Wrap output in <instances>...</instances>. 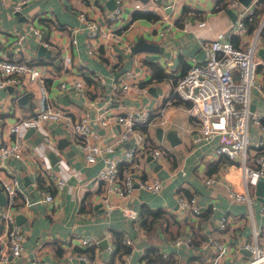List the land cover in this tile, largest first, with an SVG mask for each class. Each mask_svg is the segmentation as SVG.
Masks as SVG:
<instances>
[{
    "label": "crops",
    "instance_id": "crops-1",
    "mask_svg": "<svg viewBox=\"0 0 264 264\" xmlns=\"http://www.w3.org/2000/svg\"><path fill=\"white\" fill-rule=\"evenodd\" d=\"M120 1L127 21L119 20L118 25L107 16L117 0H29L20 10L0 3V56L21 57L43 66V69L51 67L54 71L43 83L40 80L31 81L27 74H22L18 84L0 87V143L11 141V123L30 115L50 100L65 106L76 116L89 111L102 142L119 134L122 126L120 123L100 125L97 119L100 110L109 108L121 112L129 106L152 109V120L141 124L136 134L111 154L120 156L129 145L147 139L154 146L162 145L168 149L165 157L159 159L153 158L146 150L139 151L129 166L136 178L132 191L123 198L113 195L115 207L107 212L102 204L98 205L101 203L102 183L96 174L102 166L101 160L87 164L82 151L65 134L61 122L48 123L47 126L51 128L57 145L60 137H67L68 143L60 148L75 173L69 176L66 186L59 191L39 175L40 159L36 154V144L42 138H36L41 134L35 131L25 135L23 156L0 160L1 175L15 174L19 177L21 190L15 218L25 232V256L13 258L5 264H27V260H33V264H114L116 257L126 251L124 239L127 236L134 240V264H206L215 249L213 243L206 245V241L209 236L216 239L215 236L219 238L220 235H228L232 245L224 264H240L249 256L241 250L244 247L242 243L250 238L254 229L264 233V211L261 210L264 195L257 192L256 185L255 200L249 205L246 201L231 199L225 181L214 187L204 182L207 175H222L227 165L214 151L218 136L210 142L195 144L192 141L194 121L188 112L190 102L178 95L172 96V92L176 77L186 72L190 57H205L203 40L214 38L219 31H225L236 44L246 45L260 28L263 40L258 43V54V49L264 47V11L260 12L254 30H249L247 23L248 35L244 38L231 31L239 8L233 6L236 11L233 16L228 11L232 7L226 4L228 0H177V5L172 8L163 6L171 0ZM253 2L242 4L253 6ZM257 8H264V4ZM135 9L152 11L160 16L155 19L144 16L134 18ZM81 11L104 26L112 25L114 29L125 31L122 42L116 45L119 61L114 66L107 62V58L89 55L87 29L80 18ZM254 18L247 17L245 20L250 22ZM202 19L206 22L201 25L199 21ZM20 32H24L26 37L23 44L15 49L12 41ZM73 37L77 38V42L72 41ZM140 38L157 43L159 48L134 50ZM124 44L130 45V49L124 48ZM41 45L44 46L42 50ZM65 53L72 56L68 67L64 65ZM258 55L264 59L261 54ZM259 68V76L262 77L264 63ZM128 69L133 72L128 73ZM92 73L103 75L106 83L100 85L92 78ZM79 78L84 81L82 90L72 85L69 89H60L62 79L73 83ZM114 78L118 82L137 81L148 85V91L112 96L110 82ZM24 93L27 96H22ZM252 107L264 113V98L257 88L252 96ZM159 127H163L161 138L157 136ZM170 127L178 130L181 140L177 144H173L167 136ZM252 130V139L262 141L264 146V118L263 124L254 126ZM152 176L163 180L159 191L140 185V180ZM41 188L52 191L54 199L37 200L41 196ZM0 190L4 192L1 187ZM178 193L196 194L203 204L204 217L197 218L188 211L177 209ZM4 204L0 203V208ZM122 205L135 209L137 217L125 214ZM144 207L147 209L142 212ZM152 210L159 212L156 220ZM222 215L231 220L225 229L218 225ZM143 217L147 220L144 225ZM108 230L109 237H106ZM88 234L101 237L99 244L80 245L79 239ZM178 235L190 239L177 245L174 239ZM109 244L114 245V251L109 250ZM81 254H87L90 262L82 259Z\"/></svg>",
    "mask_w": 264,
    "mask_h": 264
},
{
    "label": "built area",
    "instance_id": "built-area-1",
    "mask_svg": "<svg viewBox=\"0 0 264 264\" xmlns=\"http://www.w3.org/2000/svg\"><path fill=\"white\" fill-rule=\"evenodd\" d=\"M28 1L0 0V3L10 4L14 10H20ZM152 1L158 2L159 0ZM176 1L171 0L163 6L173 7ZM226 4L239 8V13L231 25V31L245 38L248 35V25L245 19L253 17L256 8L260 5L259 0H254L253 6H245L240 0H228ZM121 13V1L117 0L116 6L108 11L107 16L110 21H114ZM80 18L87 29L89 55L107 58V62L114 66L119 61V50L116 45L122 42V34L125 31L114 29L112 25L104 26L84 11H81ZM205 22L202 19L199 24L202 25ZM36 31L40 36L38 28ZM260 31V28L257 29L246 45L236 44L223 30L219 31L214 38L203 40L205 57L202 59L193 55L190 57L191 61L186 72L176 77L172 92V96L178 95L190 102L188 112L194 121L192 141L195 144L206 143L218 136L214 151L217 155L223 154L230 160L221 172L222 175L218 176L217 173L207 175L204 182L214 187L221 181H225L229 197L233 200L246 201L249 205H252L255 200L251 194V188H254L260 180H264L263 142L253 140L250 133L251 122L262 125L264 118L263 112L252 107L255 88L264 98V73L262 77L259 76V66L264 63V59L257 54L258 43L263 40ZM25 37V33L20 32L13 39L12 46L17 49L23 44ZM72 41L77 42V38L73 37ZM124 48L130 49V45L124 44ZM63 58L64 65L68 67L72 62V56L65 53ZM43 68L21 57L1 55L0 87L13 83L18 84L22 74H27L31 81L40 80L43 83L54 72L51 67ZM235 70L238 72L235 73ZM127 72L132 73L133 70L128 69ZM91 76L98 80L100 85L106 83L101 74L92 73ZM71 85L82 90L84 81L79 78L70 83L62 79L59 83L61 90L69 89ZM110 87L112 96L120 93L148 91V85L139 84L137 81L118 82L116 78L110 82ZM152 113V109L137 106H129L121 112H114L109 108L100 110L97 117L100 125L120 123L122 126L119 134L102 142L99 129L93 124L89 111L85 110L76 116L65 106L54 104L49 100L30 115L20 117L10 124L12 139L9 142L0 143V160L12 156L21 158L26 147L25 133L30 127H34L35 131L42 135V141L36 144V154L40 159L39 175L44 176L58 191L63 189L69 176L75 173V170L69 167L65 152L58 147L56 141H53L51 128L47 126L48 123L61 122L65 134L82 151L87 164L101 160L102 166L96 174V178L102 183L100 202L107 212H111L115 207L112 196L117 195L120 198L127 196L136 181L133 171L129 170L130 168L121 170L120 163L128 161L131 166L134 157L141 150L148 151L155 159H159L168 150L162 145L154 146L147 139L144 142L129 145L120 156L111 154L117 147L132 138L141 124L150 122ZM50 150L59 155L55 163H52L49 156ZM19 182V177L15 174L7 176L0 174V187L7 197L6 203L0 208V225L2 226L0 229V264L25 256V232L15 218V211L18 210V195L21 190ZM139 182L151 191H159L163 184L159 176L144 178ZM36 185L39 183L36 182ZM40 194L37 200L54 199V193L50 190L41 188ZM122 208L128 216L137 217V211L132 207L122 205ZM177 209L182 212L188 211L197 218L204 217L202 215L203 204L196 194L178 193ZM261 210L264 211V205L261 206ZM230 221L227 215H222L218 225L221 229H225ZM109 233V230L106 231V237H109ZM253 237L254 239L249 238L242 243V246L248 248L251 253L240 264H264V233H261L259 229H254ZM188 239L190 237L178 235L174 243L180 245ZM100 241L101 237L88 234L82 236L78 243L82 246H93L99 244ZM124 242L127 246L126 251L116 257L114 264H134L132 251L134 240L131 236H127ZM210 243L215 245V249L206 264H224V259L232 249L231 242L225 239H213L209 236L206 245ZM114 249V245L109 244V250L114 251ZM81 258L90 262L87 254H81ZM26 263L33 264V260H27Z\"/></svg>",
    "mask_w": 264,
    "mask_h": 264
},
{
    "label": "water",
    "instance_id": "water-1",
    "mask_svg": "<svg viewBox=\"0 0 264 264\" xmlns=\"http://www.w3.org/2000/svg\"><path fill=\"white\" fill-rule=\"evenodd\" d=\"M241 1L243 3H245V4H248L251 0H241ZM168 8H172L171 5ZM228 11L233 16H235L236 11H235V8L234 7H229L228 8ZM43 47L44 46L41 45L40 46V49L42 50ZM139 48L158 49L159 48V45L157 43H154V42H151V41H147L144 38H140L137 41L136 45L133 47V49L136 50V49H139ZM258 54H261L264 57V47L263 46H261L258 49ZM10 86H11V88H13V85H10ZM26 94L27 93H24L22 96L25 97V96H27ZM162 131H163V127H159L158 128V131H157V133H158L157 136L159 138H161V136H162L161 135ZM34 132H35V128L34 127H30L26 131L25 135L26 136H29V135L33 134ZM167 136L170 138V140L172 141L173 144H177L181 140L180 137L178 136V130H177L176 127H170L168 129V131H167ZM41 138H42L41 135H38L36 139L37 140H40ZM58 140H59V143H58L59 144L58 145L59 147H63V146H65L68 143V139H67L66 136H62ZM71 150H74V149L72 148ZM68 153H69V151H68ZM49 156L51 158L52 163H55V161L58 159V156L59 155L56 154V153H54L52 150H50L49 151ZM156 166L158 167L159 165H156ZM257 192H259L260 194L264 195V181L263 180H260L257 183ZM5 202H6V195H5V193L2 190H0V203L1 204H4ZM98 205H101V203H98ZM241 250L245 251L248 254L251 253V251L248 248H246V247H241Z\"/></svg>",
    "mask_w": 264,
    "mask_h": 264
},
{
    "label": "trees",
    "instance_id": "trees-1",
    "mask_svg": "<svg viewBox=\"0 0 264 264\" xmlns=\"http://www.w3.org/2000/svg\"><path fill=\"white\" fill-rule=\"evenodd\" d=\"M259 2H260V4L261 3H263L264 4V0H259ZM261 11H264V8H257L256 10H255V13H254V15H253V17H255L254 18V20L253 21H247V23H249V30H254L255 29V27H256V25H257V23H258V17H259V14H260V12ZM262 13V12H261ZM148 17V18H151V19H155V18H158L160 15L158 14V13H154V12H152V11H145V10H142V9H135L134 10V12H133V17L134 18H137V17ZM257 16V17H256ZM252 17V18H253ZM235 43H236V41H235ZM152 144H154L153 142H152ZM220 160L222 161V162H226V163H228V162H230V160L225 156V155H223V154H220ZM129 166H130V163L128 162V161H123V162H121L120 163V169L121 170H125V169H128L129 168ZM41 181V180H40ZM147 209V207H144L143 209H142V212H145V210ZM149 210L151 211V209L149 208ZM154 213H155V215H154V217H155V220L157 219V217H158V211L157 210H152ZM204 211V210H203ZM154 220V221H155ZM147 220H145V217H143V221H142V223H143V225L145 224V222H146ZM120 243L121 242H119L118 241V245H120ZM87 250L89 249V247L88 248H86Z\"/></svg>",
    "mask_w": 264,
    "mask_h": 264
},
{
    "label": "rangeland",
    "instance_id": "rangeland-1",
    "mask_svg": "<svg viewBox=\"0 0 264 264\" xmlns=\"http://www.w3.org/2000/svg\"><path fill=\"white\" fill-rule=\"evenodd\" d=\"M175 5H177V4H175ZM119 20L127 21L125 15H123V13H121L120 16H119L117 19H115L112 23L115 24V25H118V24H119ZM237 72H238V70H235V73H237ZM254 126H257V125L254 124V122H251V125H250V133H251V135H252V133H253V130H252V129L254 128ZM165 153H166V152H164V153L161 155L160 158L165 157V155H166ZM251 194H252L254 197L256 196V194H255V189H254L253 187L251 188ZM247 216L249 217V220L251 221V215H250V212L247 213ZM213 235H214V234H213ZM214 236H215V235H214ZM227 236H228V235H220L219 238H217V236H215V238L218 239V240H223V239L228 240ZM250 238L254 239L253 234L250 236Z\"/></svg>",
    "mask_w": 264,
    "mask_h": 264
}]
</instances>
